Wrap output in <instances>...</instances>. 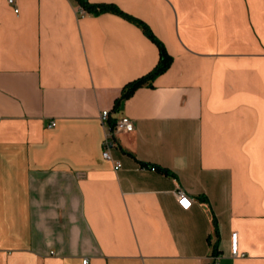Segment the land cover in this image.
Returning <instances> with one entry per match:
<instances>
[{"label": "crops", "instance_id": "1", "mask_svg": "<svg viewBox=\"0 0 264 264\" xmlns=\"http://www.w3.org/2000/svg\"><path fill=\"white\" fill-rule=\"evenodd\" d=\"M87 1L0 0V264H264V0Z\"/></svg>", "mask_w": 264, "mask_h": 264}, {"label": "built area", "instance_id": "2", "mask_svg": "<svg viewBox=\"0 0 264 264\" xmlns=\"http://www.w3.org/2000/svg\"><path fill=\"white\" fill-rule=\"evenodd\" d=\"M11 4H14L15 0H9ZM18 12V9L15 10ZM79 13L84 14L85 10L82 7H79ZM109 117H110V111L109 110H103L101 114V122L104 126H109L107 133L105 134L104 140H103V158L107 161L112 162L113 168L115 171H119L122 168V163L120 161H117L113 158L111 149L114 146L113 137L116 132H126L130 133L135 130V125L133 120H131L128 117H123L120 120H118L114 126L109 125ZM56 125L55 121H52L50 123V127H54ZM176 196L178 199V204L183 210H189L192 206V201L187 195V192L183 190L182 188H179L176 191ZM182 201H187V206L182 203ZM231 251L233 256L239 255V245H238V233L232 234V242H231ZM88 260H85L84 263L87 264ZM213 264H217L216 262Z\"/></svg>", "mask_w": 264, "mask_h": 264}, {"label": "trees", "instance_id": "3", "mask_svg": "<svg viewBox=\"0 0 264 264\" xmlns=\"http://www.w3.org/2000/svg\"><path fill=\"white\" fill-rule=\"evenodd\" d=\"M77 1L86 12H92L96 14L105 12V11L119 12V10L114 6H94V5H91L87 0H77ZM139 25H141L143 29L145 30V32L160 46L161 57H160L159 63L157 64V66L154 68L152 72H150L147 76L139 78L135 80L134 82H131L130 84L125 86L120 98H118L115 103V109H118L121 106V104L126 99L130 98L138 88L145 86L146 84L153 81L158 75L167 71L173 62L172 57L167 54L162 43L153 35L149 27L142 23H139Z\"/></svg>", "mask_w": 264, "mask_h": 264}, {"label": "snow or ice", "instance_id": "4", "mask_svg": "<svg viewBox=\"0 0 264 264\" xmlns=\"http://www.w3.org/2000/svg\"><path fill=\"white\" fill-rule=\"evenodd\" d=\"M182 203H184V205L187 206V201H182Z\"/></svg>", "mask_w": 264, "mask_h": 264}]
</instances>
